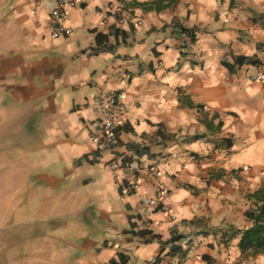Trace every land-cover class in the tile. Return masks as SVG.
<instances>
[{
	"label": "crops",
	"instance_id": "1",
	"mask_svg": "<svg viewBox=\"0 0 264 264\" xmlns=\"http://www.w3.org/2000/svg\"><path fill=\"white\" fill-rule=\"evenodd\" d=\"M76 1L54 38L57 0H0V264H264L239 248L264 186V0ZM109 92L125 109L98 145ZM157 186L174 220L145 205Z\"/></svg>",
	"mask_w": 264,
	"mask_h": 264
},
{
	"label": "built area",
	"instance_id": "2",
	"mask_svg": "<svg viewBox=\"0 0 264 264\" xmlns=\"http://www.w3.org/2000/svg\"><path fill=\"white\" fill-rule=\"evenodd\" d=\"M77 4L76 0H57L56 6L50 12L51 33L52 36L58 37L59 35H66L70 33V29L63 25L66 19V10L74 7ZM264 73L258 71L252 76L253 80H262ZM94 106L102 116L99 133L92 135L90 140L98 145H112L117 141L116 134V121L118 117L124 112V96L120 92H109L100 94L94 98ZM114 168V165H111ZM154 177H158L157 171H152ZM136 182L131 181L125 186L119 188L122 193H132L136 189ZM163 190L157 186L154 195L146 201V206L160 210L167 213L172 220L175 219L171 214L170 208L163 203ZM141 203L140 205H142ZM148 224L142 223L141 230L147 229ZM125 264V263H124ZM148 264H156L155 260H151Z\"/></svg>",
	"mask_w": 264,
	"mask_h": 264
},
{
	"label": "trees",
	"instance_id": "3",
	"mask_svg": "<svg viewBox=\"0 0 264 264\" xmlns=\"http://www.w3.org/2000/svg\"><path fill=\"white\" fill-rule=\"evenodd\" d=\"M217 119V122L214 123ZM210 123H207L208 129H219L221 126V120L217 115H214ZM248 198L253 202V207L250 210V219L252 225L241 232V240L239 242V248L243 253H264V186L258 188L248 195ZM147 229L141 230L145 234H149ZM153 238L160 240L159 237L153 236ZM179 236L171 237L170 240L178 241ZM168 243V241H167ZM176 247H172V251H175ZM112 264H122V262H114Z\"/></svg>",
	"mask_w": 264,
	"mask_h": 264
},
{
	"label": "rangeland",
	"instance_id": "4",
	"mask_svg": "<svg viewBox=\"0 0 264 264\" xmlns=\"http://www.w3.org/2000/svg\"><path fill=\"white\" fill-rule=\"evenodd\" d=\"M1 148V147H0ZM11 154L9 152H0V211H10V203L6 199L9 184L6 179L9 178V164ZM6 221V222H5ZM3 225H8V218L2 220Z\"/></svg>",
	"mask_w": 264,
	"mask_h": 264
}]
</instances>
